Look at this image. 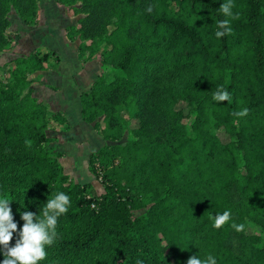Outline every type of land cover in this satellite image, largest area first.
<instances>
[{
    "label": "trees",
    "instance_id": "16d2710c",
    "mask_svg": "<svg viewBox=\"0 0 264 264\" xmlns=\"http://www.w3.org/2000/svg\"><path fill=\"white\" fill-rule=\"evenodd\" d=\"M56 2L81 16L67 32L80 40V55L102 54L119 73L112 81L101 74L80 97L83 122L112 143L89 160L104 193L70 181L48 146V110L33 96L32 76L58 55L12 59L0 79V198L12 202L18 225L10 246L25 223L21 212L39 215L52 194L64 192L71 206L38 264H187L208 255L216 264H264V0H232L237 18L221 38L216 22L226 18L218 12L226 0ZM39 3L0 0V59L12 47L11 10L30 26ZM218 86L230 102L213 100ZM245 108L247 116L233 114ZM126 132V144H117ZM225 211L229 221L212 227Z\"/></svg>",
    "mask_w": 264,
    "mask_h": 264
},
{
    "label": "rangeland",
    "instance_id": "374dc122",
    "mask_svg": "<svg viewBox=\"0 0 264 264\" xmlns=\"http://www.w3.org/2000/svg\"><path fill=\"white\" fill-rule=\"evenodd\" d=\"M80 18L72 8L59 5L56 0H40L37 22L28 26L20 19L17 11L12 9L9 14L11 27L8 30L12 47L0 59L3 66L0 69V79L7 77L4 65L16 57L48 50L58 55L59 61L53 62L46 73L32 76L35 79L33 96L47 107V135L51 139L48 146L60 154L59 161L65 174L70 181L92 185V193L99 196L104 193V187L90 172L89 160L93 153L112 143L103 139L95 124L83 122L80 97L101 74L105 75L108 81H112L119 73L110 66L103 65L102 54L93 60H85L78 50L80 40L71 42L68 39V29L76 25ZM178 108L188 113L185 104L179 105ZM56 114L65 118L66 122L56 121ZM122 116L131 121V128L137 126V121L132 120V112L129 109H124ZM187 122L189 123V120H186ZM218 135L223 141H228L223 131H219ZM128 136L129 132H126L117 144H126ZM144 213L145 211H138L136 215Z\"/></svg>",
    "mask_w": 264,
    "mask_h": 264
},
{
    "label": "clouds",
    "instance_id": "9594fccd",
    "mask_svg": "<svg viewBox=\"0 0 264 264\" xmlns=\"http://www.w3.org/2000/svg\"><path fill=\"white\" fill-rule=\"evenodd\" d=\"M234 7L232 0H226L221 5L218 12L222 13L223 20L216 22L215 36L217 38L230 35L232 28L230 26V18L235 19L232 13ZM147 11H153L150 5ZM213 100L216 102H225L231 100L230 93L223 87L218 86L213 91ZM248 109L233 113L237 117L248 115ZM30 145V141H26ZM12 202L6 198H0V245L3 246V264H38L46 257V246H52L57 237V224L61 215L66 214L71 206L70 197L64 192L52 194L47 203L42 205L39 215L30 211L21 212V219L25 222L22 230L19 231V239L16 240L15 246H10L14 233H17L18 225L14 222V216L10 204ZM230 211H225L222 215H216L213 220L212 227L219 229L230 219ZM232 227L241 232L244 230L243 224H232ZM136 264H142L137 261ZM187 264H216L213 256L208 255L205 259L199 256H192L188 259Z\"/></svg>",
    "mask_w": 264,
    "mask_h": 264
},
{
    "label": "crops",
    "instance_id": "0c3cea01",
    "mask_svg": "<svg viewBox=\"0 0 264 264\" xmlns=\"http://www.w3.org/2000/svg\"><path fill=\"white\" fill-rule=\"evenodd\" d=\"M43 73H46V72H43Z\"/></svg>",
    "mask_w": 264,
    "mask_h": 264
}]
</instances>
